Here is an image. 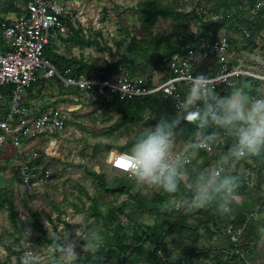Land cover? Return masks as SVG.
Returning a JSON list of instances; mask_svg holds the SVG:
<instances>
[{
    "label": "rangeland",
    "instance_id": "rangeland-1",
    "mask_svg": "<svg viewBox=\"0 0 264 264\" xmlns=\"http://www.w3.org/2000/svg\"><path fill=\"white\" fill-rule=\"evenodd\" d=\"M93 1L99 9L103 7L104 22L101 39L103 45H107L110 51L101 52L94 46L84 48L80 57L87 61L103 60L104 62L106 59L116 58L117 54L123 53L127 46H133L138 41L140 46L149 47L152 53L155 50L163 52L179 44L184 36L197 34L201 27H205L201 24L204 20L197 19L193 11L197 6V0H192L189 4L181 3L180 0ZM153 4L179 8L184 16L180 20L157 17L152 24L147 25L141 19L142 10L144 7H152ZM202 5L204 8L211 6L205 1ZM241 37V43L233 48L235 54L240 53V47L246 43L244 37ZM118 40L123 42L119 50L116 45ZM51 46L62 54L77 55L76 47L71 42L58 39L53 41ZM152 53L145 58H138V61L146 64V69L140 73L144 74L154 66H161L164 63V59L159 63L157 55ZM213 64L214 60L204 58L200 61L199 68L208 70ZM155 70L156 77H161L162 70L158 68ZM245 82L246 90L249 93L253 92V83H249L248 80ZM241 83L242 81L237 87ZM36 88L38 89L35 90L36 105L43 106L40 111L69 105L74 111L64 131L59 135L51 155L33 160L37 167L35 179L40 178L39 173L43 170L50 171L47 183L37 184L29 190L21 186L8 166H4L7 172L3 173V170L0 172V193L5 190L14 200L18 219L17 228L21 230L19 234L12 227L6 209L0 205V264H21V261H24V264H201L199 253L196 252L200 249L197 245L198 240L192 242L194 234L189 228L174 227L172 233L163 236L162 243L156 251L154 244L146 241L136 252L130 248L124 254H119L115 248L111 257H106L105 254L108 250V242L115 234L113 228L116 226L123 228L124 233L128 235L135 228L148 230L156 235L168 230L158 214H163L172 222L182 221L186 226L195 227L198 231L202 229L211 234L218 229L221 233L218 226L212 227L208 217L202 215L210 207L191 212L183 209L162 212L159 197L169 207H180L184 197L190 194L191 184L196 176L201 171L219 164L218 159L224 155L222 147L229 139V135L222 134L223 142L218 144L216 140L213 143V151L209 153L196 148L194 139L181 141L173 134L170 153L176 152L181 156L190 157V162L182 165V171L186 172L187 176L176 196L158 187L141 185L133 176L112 169L108 162L111 151L121 150L123 145L140 135L150 125L147 120L153 116V113L144 112L143 120L130 121L123 118L120 113L104 112L100 104L94 102L93 97L78 96V100L74 101L64 97L66 93L61 92L59 87H45L41 82ZM47 144L48 139L38 138L35 147L43 150ZM106 146H109V149ZM203 151L207 156L202 153ZM209 156H212V159ZM92 171L102 174L110 185L120 180H134L132 193L139 192L149 205V209L140 212L137 208L130 207L134 205V199L127 193H110L101 190L97 179L90 173ZM93 199L99 207L100 216L92 215ZM76 207L81 211H77ZM112 210L115 211L116 220L113 225L108 226L110 222L108 218ZM32 212L39 215L42 230L45 232L34 227L30 220ZM28 228L32 229L31 235L25 232ZM47 240H51L52 244ZM72 245H75L77 255H66Z\"/></svg>",
    "mask_w": 264,
    "mask_h": 264
},
{
    "label": "built area",
    "instance_id": "built-area-1",
    "mask_svg": "<svg viewBox=\"0 0 264 264\" xmlns=\"http://www.w3.org/2000/svg\"><path fill=\"white\" fill-rule=\"evenodd\" d=\"M191 1L180 0L185 4ZM203 2L204 0H197V6L193 8L198 17L204 21L223 20L222 8H204ZM102 11L103 7L99 9L93 0H24V13L11 20L0 19V148L9 145L15 149L17 159L13 163V172L26 189L31 190L37 184L49 181L50 171L47 169L39 173V179H35L37 167L33 160L47 157L54 151L53 147L74 111L70 105L48 108L41 112L31 110L25 98L38 79H41L45 87H59L61 92L66 93L64 97L74 101L78 100V96L94 99L106 96L116 97L130 104L140 97L161 93L165 99L172 101L175 112L179 102L184 100L192 78L198 73L207 74L210 77L207 83L216 90L222 87L234 88L243 80L264 81V48L237 56L231 48V37L225 30L213 41L198 37L197 49L187 46L185 52L173 55L166 69L162 70L161 77H156L155 69L144 74H131L125 68H119L118 73L102 79L73 73L69 68L61 72L45 57V47L53 40L60 39L59 37L66 38L72 28L79 31L85 39H96L103 46ZM177 11L182 10L178 8ZM260 11H264V0H254L250 13ZM98 32L101 33L100 36L97 35ZM249 34L247 29L241 32L245 38H249ZM74 47L76 57L79 58L84 48ZM204 58L214 60L208 70L199 68L200 61ZM104 61L110 62L111 59ZM1 88L7 89L6 94ZM38 138L48 139L43 150L32 145ZM223 138L220 135L207 140V143L197 138L194 146L210 153L213 151V143L216 140L218 144L222 143ZM111 153L108 161L110 167L132 176L128 172L131 167L128 152L114 150L112 157ZM170 158L190 162L189 156H181L176 152ZM229 166L228 163L224 171ZM247 225L248 219L238 227L231 223L225 225L224 235L231 247L225 252L228 258L224 264H248L243 248L247 245L243 241Z\"/></svg>",
    "mask_w": 264,
    "mask_h": 264
},
{
    "label": "trees",
    "instance_id": "trees-1",
    "mask_svg": "<svg viewBox=\"0 0 264 264\" xmlns=\"http://www.w3.org/2000/svg\"><path fill=\"white\" fill-rule=\"evenodd\" d=\"M207 3L211 4V7L213 9L222 8L224 17L223 20L218 21H212V20H206L204 22H201V24H204V28L201 27L199 30V33L197 34H191L189 36H184L179 44L175 46H171L168 49L164 50L163 52H158L155 50L153 53L150 51L149 47H143L140 46L138 41L133 46H127L126 50L121 53L117 54L116 58H112L110 62H94V61H87L81 57L76 56H68L66 54L62 53H56L53 52V48L51 46V43H49L44 50L45 57L55 66L57 67L61 72L65 69L69 68L73 73L77 74H84L89 77H95V78H106L110 75H113L115 73H118L119 68H125L128 72L131 74H137L140 73V71L146 69V64H143V62L138 61V58L140 57H147L149 54H156L158 57V62L162 63L164 59V63L161 66H154L153 69H161L164 70L167 67L168 61L171 59V57L178 53H183L187 50L188 47L197 49L199 47L197 43L198 37H204L207 41H213L218 37V33L222 29H229L231 31L235 32H242L243 29H247L249 31V38H245L244 40L247 42V45L251 46V49L257 47V45L254 43V39L256 37V34L259 33L260 30L264 29V11L257 12L256 14H251V10L253 8L254 0H204ZM10 7H14L13 0L10 2ZM24 13V12H23ZM229 15V16H228ZM183 14L179 11H177V8L174 7H168V6H162V5H155L153 4L152 7H144L141 14V19L143 22H145L147 25L152 24L157 17H163V18H172L180 20L183 18ZM251 17L248 18V17ZM195 17L199 20H203L202 18L195 15ZM250 19V20H248ZM202 30V31H201ZM226 30V31H227ZM97 35H101V33H97ZM60 39L71 42L73 46H78L81 48H87L90 46H94L98 49V51H105L109 50V47L107 45L100 46L99 42L96 39L89 40L85 39L83 35L80 34L79 31L71 29V33L67 35L66 38L59 37ZM123 42L116 41L117 49L119 50L122 47ZM188 46V47H187ZM264 48V44L260 47ZM154 65V64H153ZM142 74V73H140ZM41 84V79H38V81L31 86L29 91ZM2 92L6 94V88H1ZM221 88L217 90V93L219 92ZM219 95H222L220 92ZM186 96V93L184 94V98ZM9 100V97H6V101ZM94 102L97 104H100L101 109H103L104 112L113 111L116 113H120L121 116L127 120L133 121L135 119L143 120L144 112H150L153 113L152 117L148 118V124L153 125L156 122V119H159L162 116L173 118L176 116V112L173 109L172 101L169 99H165L164 96L161 93H157L155 95H149L138 98L136 101L130 104H126L123 101L119 100L116 97H96L94 99ZM200 112V108L196 107L195 112L191 114L190 118H184V120L176 119V125L173 129V134L176 135V138L181 141H190L192 139H202V136L207 139L209 136L211 137H218L222 134H227L222 129L216 127L215 125H209L204 128H200L197 126L196 123V115ZM141 135V134H140ZM138 135L134 139H132L130 142L123 145L119 150L120 152H128V148L133 145V143L140 137ZM231 139V140H230ZM233 141L232 136L229 135V139L225 142V145L222 147V153L227 154L228 149L231 147V143ZM109 149V146H106ZM205 156H207L206 152H202ZM212 159V156H209ZM91 175L97 179L98 186L101 190L110 192V193H127L129 194L134 200V205H130L132 208H137L140 212L144 210L149 209V205L144 201L143 197L140 195L139 192H136L135 194L132 193V190L134 188V180L128 179V180H120L116 184H108L106 180L104 179L102 174H98L95 172H90ZM228 175H235L239 181H240V187L238 190L239 194H242L247 186L245 183V175H238L235 173H232L230 171H225ZM183 187V183L179 185V189ZM174 195L178 196L177 193ZM94 200V199H93ZM159 200L161 203H163V200L161 197H159ZM0 205L6 209L8 214V220L11 223L12 227L17 230L19 234H21V230H18V219H17V210H16V204L12 198L8 195V193L3 190L0 193ZM128 207V206H126ZM77 208V207H76ZM215 208V203L204 213L203 216H207L209 219V222L213 223L215 225L214 220V213L213 210ZM77 211H81L80 209H76ZM119 212H122V210H119ZM115 211L112 210L111 214L109 216L108 226L113 225L114 221L116 220V216L114 215ZM92 215L94 216H100L99 207L96 204V201L94 200L93 203V211ZM158 217L166 224L168 227V230L164 231L161 235H156L154 233H151L148 230H140L139 228H135L131 234L124 233V229L120 226H116L113 228V238L108 242V250L105 254L106 257H111V253L115 248L118 250L119 254H124L126 250L130 249L132 251H138L143 247V245L146 243V241H149L150 243L154 244L155 251L158 248V246L162 243L163 236L168 235L172 233V229L174 227L176 228H184L186 227V224L182 221H174L172 222L170 219L166 218L163 214H158ZM31 222H33L34 227L40 231L45 232L42 230V223L40 221V217L36 212L31 213L30 217ZM235 227L239 226L238 224H234ZM193 231L195 232L197 229L195 227H192ZM120 231H123L120 233ZM196 240L193 239V242ZM49 244H52L51 240H47ZM245 247V246H244ZM248 249V248H247ZM244 251L246 252V248H244ZM120 262V261H119Z\"/></svg>",
    "mask_w": 264,
    "mask_h": 264
},
{
    "label": "clouds",
    "instance_id": "clouds-1",
    "mask_svg": "<svg viewBox=\"0 0 264 264\" xmlns=\"http://www.w3.org/2000/svg\"><path fill=\"white\" fill-rule=\"evenodd\" d=\"M209 79L204 73L195 75L184 100L179 102L176 116L156 119L155 124L145 128L128 152L131 159L128 172L139 184L175 194L187 176L182 171L184 160L170 158L177 118H190L199 107L200 112L196 115L198 127L215 125L234 138L235 142L227 154L221 156L219 164L201 171L192 181L191 192L184 197L180 207L162 203V212L181 209L191 212L209 208L215 203L219 214L230 213L232 205L239 200L240 181L235 175L226 174L225 166L231 160L259 157L264 153V95H251L243 87H237L227 95H219L216 88L207 83ZM212 139L214 137L205 139L202 136L205 143ZM25 232L31 235L32 229H25ZM65 254L77 255L75 245L69 247Z\"/></svg>",
    "mask_w": 264,
    "mask_h": 264
},
{
    "label": "crops",
    "instance_id": "crops-1",
    "mask_svg": "<svg viewBox=\"0 0 264 264\" xmlns=\"http://www.w3.org/2000/svg\"><path fill=\"white\" fill-rule=\"evenodd\" d=\"M10 2L11 0H0V19L11 20L24 12V0H13L14 7L12 8L10 7ZM248 18L251 19L250 16ZM224 30L226 31L227 29ZM219 32L221 33H218L219 35L224 33L223 29ZM227 32L231 37V48L233 49L236 44L241 43L242 35L240 32L231 31L229 29ZM246 43L240 47V53H236L237 56L251 54L253 51L260 48L264 44V29L260 30L254 39V43L257 45V47L251 49V46L247 45ZM53 52L60 53L54 49ZM245 81L246 80H243L238 87H243L246 89ZM248 81H250L249 83H253L252 86L254 87V91H250L249 94L255 96L264 95V81ZM236 87H222L219 92L222 95H227L231 91H234ZM35 90L38 91V89L34 87L27 92L25 102L27 106L31 108V110L41 112L40 109L43 108V106L38 107L36 105L35 97L37 95ZM36 140L32 142L33 146H36ZM234 142L235 141L233 138L230 146H232ZM16 159L17 155L15 149L12 146L8 145L4 148H0V172L2 170L3 173L8 171H6V168L4 167L6 165L9 167V171L15 175L13 172V163L16 161ZM218 160H220V158ZM7 163L11 164L8 165ZM229 164L230 166L228 171L238 175L246 176L245 183L247 188L242 194L238 193L239 200L232 205V210L230 213L221 215L217 212L215 206L213 210V221L215 222V225L212 223L211 226H218V228L221 230V233H219L218 229L217 232H212L209 234L206 232V230L205 233L202 229L199 231L196 230L194 232L192 227L186 226L184 228H189L194 234V236H192V242L195 238L198 240L197 245L200 249L196 252L199 253L200 259L202 261L201 264H224L225 260L228 258L225 252L231 247L230 242L224 235L225 225L231 223L233 226H235L234 224L241 226L243 221L248 219V225L243 235V241L247 244L245 246L248 248H246L247 263L264 264V153H262L259 157H250L240 161L231 160ZM215 261H217V263H215Z\"/></svg>",
    "mask_w": 264,
    "mask_h": 264
},
{
    "label": "bare ground",
    "instance_id": "bare-ground-1",
    "mask_svg": "<svg viewBox=\"0 0 264 264\" xmlns=\"http://www.w3.org/2000/svg\"><path fill=\"white\" fill-rule=\"evenodd\" d=\"M111 152H112V153H111V157H112V156H114L115 153H114V151H111Z\"/></svg>",
    "mask_w": 264,
    "mask_h": 264
}]
</instances>
